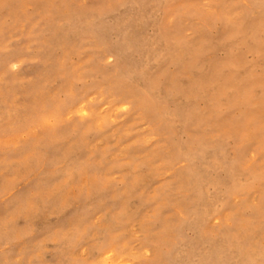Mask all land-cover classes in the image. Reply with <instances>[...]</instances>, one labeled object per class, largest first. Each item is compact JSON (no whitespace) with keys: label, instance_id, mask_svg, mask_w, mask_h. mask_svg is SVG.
<instances>
[{"label":"rangeland","instance_id":"1","mask_svg":"<svg viewBox=\"0 0 264 264\" xmlns=\"http://www.w3.org/2000/svg\"><path fill=\"white\" fill-rule=\"evenodd\" d=\"M0 264H264V0H0Z\"/></svg>","mask_w":264,"mask_h":264}]
</instances>
